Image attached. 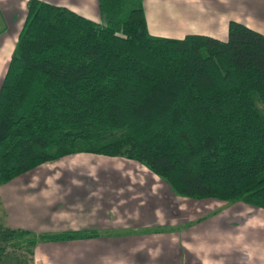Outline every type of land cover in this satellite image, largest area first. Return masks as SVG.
Masks as SVG:
<instances>
[{
	"label": "trees",
	"instance_id": "1",
	"mask_svg": "<svg viewBox=\"0 0 264 264\" xmlns=\"http://www.w3.org/2000/svg\"><path fill=\"white\" fill-rule=\"evenodd\" d=\"M97 6L101 25L27 1L0 86V186L92 154L136 162L179 197L264 212V35L230 22L225 42L152 37L142 0ZM96 236L0 223V264H26L39 242Z\"/></svg>",
	"mask_w": 264,
	"mask_h": 264
},
{
	"label": "crops",
	"instance_id": "2",
	"mask_svg": "<svg viewBox=\"0 0 264 264\" xmlns=\"http://www.w3.org/2000/svg\"><path fill=\"white\" fill-rule=\"evenodd\" d=\"M27 1L0 0V86L26 17ZM37 1L103 23L97 0ZM142 9L152 37L196 35L225 42L230 22L264 35V0H142ZM112 165L97 168L113 167L117 172L105 170V177H113L106 183L101 173L102 181L86 176L90 180L86 183L79 180L78 172L76 178L73 173L57 176L56 167L45 164L0 186V223L9 229L35 235L97 234L39 242L33 249V264H264L262 210L242 202L226 206L189 199L183 201L186 214L181 216V202L167 191H161L156 206L145 199L148 193L156 194L158 185L162 190L151 172L139 165ZM78 182L83 190H78ZM77 196L86 200L77 201ZM206 202H215L216 208L204 209ZM203 210L206 213L196 214ZM255 238L263 245L254 244Z\"/></svg>",
	"mask_w": 264,
	"mask_h": 264
},
{
	"label": "rangeland",
	"instance_id": "3",
	"mask_svg": "<svg viewBox=\"0 0 264 264\" xmlns=\"http://www.w3.org/2000/svg\"><path fill=\"white\" fill-rule=\"evenodd\" d=\"M115 162L117 163V165H122L124 167H126L128 165H136V166L139 165L140 167H143L146 170H148L146 167H144V166H142V165H140V164H138L136 162L128 161V160L123 159V158H106V157L96 156V155H92V154H74V155L62 158L60 160H57L55 162L47 163V167L55 166L56 167V175L57 176L58 175H64V177H67L68 175H71V173H73V175H72L73 178H76L77 175H78V177H80L79 180L81 182L88 183L90 180L85 178L86 176L94 177L96 179L100 178V180L102 181V176H100L99 173L102 174L105 170L111 171V170H113L112 169L113 167L111 169L108 168V169H105V170H102V169L99 170L97 168L98 167L111 166ZM44 165H41V166H44ZM93 167L96 168V169L92 170ZM60 168L64 169L65 171L64 170L63 171L60 170ZM49 171H48V173H49ZM76 172H78L79 174L77 173V175H75ZM91 172H93V173L92 174H87V173H91ZM114 172H116V171H114ZM103 177L105 179V183L108 182V181L113 180V177L111 175H107V177H105L103 175ZM94 181H95V183L99 182L98 180H94ZM158 181H160V183H161L160 185H162V190L159 188V185H158V190H157L156 194L151 195V194L148 193L145 196V199L146 200H151L156 206L157 198L162 196L161 195L162 194L161 191H167L168 193H170V195H172V197L174 199H176L177 201L181 202V206L178 207L180 215L182 216L183 214H186V211L183 208V203H184L183 201H189V199L188 198H182V197H179V196L175 195L170 190L168 185L163 180H161L160 178H158ZM93 186L96 187L95 184ZM68 189H70V187H68ZM78 190H83L82 184L79 183V182H78ZM80 199H82L84 201L86 200V199H84L81 196H77L76 200L79 201ZM54 200L55 199H53V201H52V205L55 203ZM212 201H215V200H212ZM195 202H200V201H195ZM215 202L217 203L218 201H215ZM215 202H206V203L202 204V206L205 207L204 209L210 208V210H212V209L216 208L217 204ZM223 204H227L226 206L229 205V203H227V202H223ZM202 213H206V210L196 212L197 215L198 214H202ZM251 213H252V211H251ZM47 221H48L49 226L53 225L52 221H51V218L48 217V214H47ZM43 235H54V234H43ZM256 241H259V245H263V242L260 243L259 238L253 239V243L254 244H255ZM17 253L13 252L10 249H6V254H7L6 257H11L10 259H12V257H17V255H19L20 258L24 256L23 253H20V252H17ZM3 257H5V256H3ZM25 260H26V264H33V257H32V259H30L31 262H30V260H28V258H26ZM2 262L4 263L5 260L3 259ZM6 264H14V263L11 260H9V261L6 262Z\"/></svg>",
	"mask_w": 264,
	"mask_h": 264
}]
</instances>
